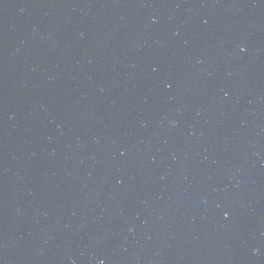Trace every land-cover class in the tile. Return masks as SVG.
<instances>
[{
    "label": "water",
    "instance_id": "95a60500",
    "mask_svg": "<svg viewBox=\"0 0 264 264\" xmlns=\"http://www.w3.org/2000/svg\"><path fill=\"white\" fill-rule=\"evenodd\" d=\"M0 264H264V0H0Z\"/></svg>",
    "mask_w": 264,
    "mask_h": 264
}]
</instances>
